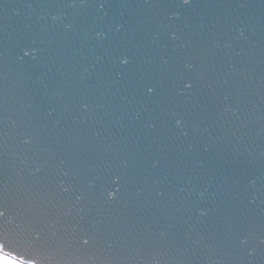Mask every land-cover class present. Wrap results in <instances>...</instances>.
Segmentation results:
<instances>
[{"label": "water", "instance_id": "1", "mask_svg": "<svg viewBox=\"0 0 264 264\" xmlns=\"http://www.w3.org/2000/svg\"><path fill=\"white\" fill-rule=\"evenodd\" d=\"M0 210L37 264H264V0H0Z\"/></svg>", "mask_w": 264, "mask_h": 264}, {"label": "snow or ice", "instance_id": "2", "mask_svg": "<svg viewBox=\"0 0 264 264\" xmlns=\"http://www.w3.org/2000/svg\"><path fill=\"white\" fill-rule=\"evenodd\" d=\"M188 2L189 0H184V3ZM127 62V58H122L121 63L126 64ZM190 86V84H186V87ZM147 91L151 93L154 91V89L149 86L147 88ZM4 215L5 212L3 210H0V217H3ZM83 242L87 244L88 241L84 240ZM0 264H37V261L34 259L23 258L12 251H8L6 249V246L3 243H0Z\"/></svg>", "mask_w": 264, "mask_h": 264}]
</instances>
